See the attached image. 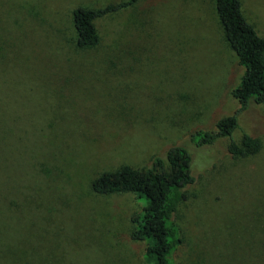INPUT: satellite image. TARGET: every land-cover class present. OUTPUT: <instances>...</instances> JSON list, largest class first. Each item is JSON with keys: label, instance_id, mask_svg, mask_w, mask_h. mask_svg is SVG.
I'll return each instance as SVG.
<instances>
[{"label": "rangeland", "instance_id": "1", "mask_svg": "<svg viewBox=\"0 0 264 264\" xmlns=\"http://www.w3.org/2000/svg\"><path fill=\"white\" fill-rule=\"evenodd\" d=\"M121 1L0 0V264H145L130 237L142 200L91 182L174 146L194 176L174 264H264V103L232 134L259 139L256 155L191 140L238 107L242 69L215 0H138L96 19L98 44L78 47L73 10ZM240 2L264 37V0Z\"/></svg>", "mask_w": 264, "mask_h": 264}, {"label": "trees", "instance_id": "2", "mask_svg": "<svg viewBox=\"0 0 264 264\" xmlns=\"http://www.w3.org/2000/svg\"><path fill=\"white\" fill-rule=\"evenodd\" d=\"M138 0H124L99 9L77 7L73 10V26L77 46H96L99 36L96 19L133 6ZM215 11L224 37L242 69L239 83L231 90L238 107L215 123V131L199 130L191 135L196 147L213 146L219 139H228L227 152L234 159L256 155L261 150L257 138L243 133L240 143L233 138L240 115L250 104L264 103V37L245 18L240 0H215ZM196 136H198L196 138ZM192 157L181 146L169 148L164 157L154 156L148 165L120 167L104 172L91 182V190L98 195L129 192L142 200L140 213L134 214L132 240L144 242L145 264H174L173 255L181 243L175 215L180 204L189 198L187 189L194 183Z\"/></svg>", "mask_w": 264, "mask_h": 264}]
</instances>
